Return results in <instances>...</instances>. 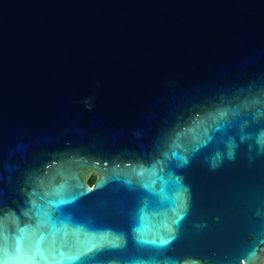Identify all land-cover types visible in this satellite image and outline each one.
Segmentation results:
<instances>
[{"label": "water", "instance_id": "water-1", "mask_svg": "<svg viewBox=\"0 0 264 264\" xmlns=\"http://www.w3.org/2000/svg\"><path fill=\"white\" fill-rule=\"evenodd\" d=\"M0 264H264V0H0Z\"/></svg>", "mask_w": 264, "mask_h": 264}, {"label": "flooded vegetation", "instance_id": "flooded-vegetation-1", "mask_svg": "<svg viewBox=\"0 0 264 264\" xmlns=\"http://www.w3.org/2000/svg\"><path fill=\"white\" fill-rule=\"evenodd\" d=\"M91 178H93V181H92L90 184H88L87 181H88V179H91ZM95 179H96V175L93 174V173H90V174L88 175V177L85 179V182H86V184H87L88 186H91V185L93 184V182H94Z\"/></svg>", "mask_w": 264, "mask_h": 264}, {"label": "trees", "instance_id": "trees-1", "mask_svg": "<svg viewBox=\"0 0 264 264\" xmlns=\"http://www.w3.org/2000/svg\"><path fill=\"white\" fill-rule=\"evenodd\" d=\"M93 181V178L88 179L87 183L90 184Z\"/></svg>", "mask_w": 264, "mask_h": 264}, {"label": "rangeland", "instance_id": "rangeland-1", "mask_svg": "<svg viewBox=\"0 0 264 264\" xmlns=\"http://www.w3.org/2000/svg\"><path fill=\"white\" fill-rule=\"evenodd\" d=\"M90 173H88V175H89ZM88 175L87 176H85V179L88 177Z\"/></svg>", "mask_w": 264, "mask_h": 264}]
</instances>
